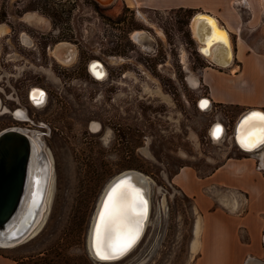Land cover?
Returning a JSON list of instances; mask_svg holds the SVG:
<instances>
[{
  "label": "rangeland",
  "instance_id": "374dc122",
  "mask_svg": "<svg viewBox=\"0 0 264 264\" xmlns=\"http://www.w3.org/2000/svg\"><path fill=\"white\" fill-rule=\"evenodd\" d=\"M27 10H38L59 29L71 28L70 41L78 50L74 62L61 65L32 59L27 69L12 70L7 53L13 32H35L18 20ZM143 13L156 28L157 52L141 51L130 41L133 29L146 27L121 0L109 7L93 0H0V24H6L0 32L1 103L10 109L27 108L29 124L39 131L53 166L49 205L40 230L13 247H0V253L13 257L17 264L195 263L198 250L193 254L191 243L200 215L193 199L171 177L182 166L206 174L226 155L238 152L231 138L238 109L198 106L205 90L196 75L206 58L188 29L194 13ZM109 55L128 60L104 62L108 77L93 80L86 72L88 60ZM36 64L45 66V72L32 67ZM194 78L196 85L191 81ZM33 85L46 89L42 107H33L27 100V90ZM215 121L225 126L219 142L209 135ZM91 122L98 124V131L89 128ZM27 124L9 114L0 115V131ZM125 170L148 178L144 234L121 259L97 262L87 251L91 219L106 184Z\"/></svg>",
  "mask_w": 264,
  "mask_h": 264
},
{
  "label": "crops",
  "instance_id": "0c3cea01",
  "mask_svg": "<svg viewBox=\"0 0 264 264\" xmlns=\"http://www.w3.org/2000/svg\"><path fill=\"white\" fill-rule=\"evenodd\" d=\"M125 1L146 10H184L213 18L230 38L232 62L222 67L205 59L196 75L204 97L213 106L236 107V119L249 108L264 111V0ZM237 149L206 174L182 166L171 177L200 215L193 264H244L248 257L264 261V147L254 153ZM0 264L17 261L0 253Z\"/></svg>",
  "mask_w": 264,
  "mask_h": 264
},
{
  "label": "bare ground",
  "instance_id": "6f19581e",
  "mask_svg": "<svg viewBox=\"0 0 264 264\" xmlns=\"http://www.w3.org/2000/svg\"><path fill=\"white\" fill-rule=\"evenodd\" d=\"M37 17H39V16H37ZM197 17H199V18H197ZM36 21L40 22V19L37 18ZM190 29L192 32L193 39L197 42L198 52L204 58H206L207 60H209L213 64L219 65L222 67H227L231 64L232 53H233L232 52V49H233L232 43L230 42V38H229L228 34L226 33V31H224V29L213 18L205 16V15L203 18H201L200 16L196 15V16H194V18L191 21ZM143 34H146V33L144 31L136 32L133 34L132 37L135 39V41L138 44L143 46V49L144 48L149 49V46H146L142 42L144 40V37L140 36V35H143ZM64 45H66V44H61L60 46L55 48L54 51H52L53 52L52 54L54 55V57L59 62H61L62 64H66L67 62H69L70 61L69 59L71 57V54L69 53V51H70L69 48L67 46H64ZM182 59H183L184 64H185L184 56ZM92 73L94 76L99 77V78H101L103 76L102 70L99 67L96 70H93ZM191 81H192V84H195V85L197 84L196 78L192 79ZM198 105H200L202 108H205V107L210 106V101L208 99H206V97H203V100L200 103L198 101ZM6 112H7L6 108H4L2 110V112L0 109V114H2V113L5 114ZM254 113L264 115V112L261 111L260 109H256V111L253 112V114ZM248 121H249V119H247L243 124V126H244L243 131L245 130L244 132L246 134L245 140L249 137L255 138L256 136H258L260 134V132H259L260 127L262 125H264V121H261L258 118V116H255L249 122ZM215 122L212 124L211 128L209 129L210 130L209 135L214 142H219V141H221V139L223 137L222 134L225 132V127L220 122H218V121H215ZM214 124H216V125H214ZM235 124H236V121L234 123V126H235ZM234 126H233V131L231 134V138H232L233 142L235 143ZM91 128L94 129L93 131H96L97 126L91 125ZM217 128H219V132L216 131ZM6 129H14V130H17L19 132H22V133L26 134L33 142V149L31 151L30 161H29V176H28V184H27V190H26V194H25V200H24L23 205L21 206V208L19 209L18 213L15 216V221H18L19 219H21L23 214L27 213V215H28L29 212H31V210H29V209L32 206L31 204L33 203V200H38L39 205L37 206V208L33 212L34 220L31 223L30 228H28L31 232L28 235H26V233H24L22 236H19V237H13V236H15L14 234H12V236H11V234L10 235L5 234L3 236H0V247L1 248H10V247H13L19 243H22L25 240L32 237L33 235H35L40 230V228L43 224L44 217H45V212L47 211V208L49 205V199H50V194H51V189H50L51 176L50 175H52V167H53L52 166V157H51L52 155H51L50 151L46 149L44 143L42 142V140L40 138H38L36 135H34L33 133H30L28 130H25L23 128L20 129L18 127H13V128H6ZM261 149H259L257 152H260ZM42 150L43 151L46 150L48 162L43 159ZM262 158H264V157L262 156ZM123 176H125L124 180H126V185H129L131 191L134 193H136L137 191L138 192L143 191L145 188L144 185L147 186V183H148V178L145 174H143L139 171H136V170L135 171L134 170H125V171H122V173L119 176H116L113 179H111L106 184L104 189L102 190L100 197L97 200L96 208L94 210V213H93V216L91 219V223H90V227L88 230V235H87L88 253L97 262L117 261V260L121 259L122 257H124L128 252H130L135 247V245L139 242L138 241L137 243H135L126 252V254H124L123 256L118 257V258L102 260L96 256L97 255L96 254V231H97V228H98L97 226L99 223V215L101 214V212L103 210L102 208H104V205H105V200L103 202L104 196L107 194L110 186L116 180H118L119 178H121ZM124 188H125V186L123 187V189L121 188L118 190H114V196L116 195L115 197H117L118 195L122 194ZM141 194L145 196V198L148 202L149 198H148L146 192L144 194L143 193H141ZM121 201L124 202V200H120V202ZM110 202H111V200H110ZM118 204H116V206ZM111 206H112V204L109 207L110 211L112 208ZM116 206H115L114 210H118V208H116ZM132 209L137 210L139 208L136 205H133ZM125 220H126L125 216H120V219L118 220L117 224L115 225L117 227V228H115L116 231L118 229H120L119 225H122L125 223ZM11 227H13V225ZM199 231H200V223H199V221H197L196 225H195V237L191 243V249H192L193 254H195L197 252L198 247H199V240H198Z\"/></svg>",
  "mask_w": 264,
  "mask_h": 264
},
{
  "label": "water",
  "instance_id": "95a60500",
  "mask_svg": "<svg viewBox=\"0 0 264 264\" xmlns=\"http://www.w3.org/2000/svg\"><path fill=\"white\" fill-rule=\"evenodd\" d=\"M199 14L202 15L204 13ZM202 100L203 98H200L199 103ZM198 106L200 107V105ZM256 109L259 108H249L243 111L236 119L234 128L235 144L241 151L246 153L257 152L264 146L259 145L252 147L250 150L244 146L246 134L244 132L245 130L243 131V124L247 119L250 121L253 117H255L253 112H255ZM260 110L263 111V109ZM32 149L33 142L26 134L14 129H4L0 131V236L5 234H11L12 236V234H14L15 236L13 237H19L24 233L28 235L31 232L28 228H30L31 223L34 220L33 212L39 205V201L33 200V203L31 204L32 206L29 209L31 212H29L28 215L27 213L23 214L21 219L18 221H15V216L25 200L29 176V161ZM42 157L48 162L47 155L43 150ZM121 173L122 172L115 175L114 177L119 176ZM124 177L125 176L116 180L110 186L107 194L104 196L103 202L105 200V205L104 208H102L103 210L101 214L99 215V223L96 231V246L98 239H103L105 244H109L115 243L123 237H135L131 243V246L125 252L114 258H118L126 254V252L141 239L146 227V221L149 212V201L147 202L145 196L141 194L146 192L147 196L149 195L148 183L147 186L144 185L145 188L143 191H137L134 193L131 191L130 186L126 185V180H124ZM124 186L125 188L123 190L122 196L117 201L115 199L116 195L114 196V190L121 188L123 189ZM120 200H124V202H120ZM111 204V207L113 208H111V211H113L116 204H118L116 208H118V210H123L121 216H125L126 218L125 223L119 225L120 229L117 231L115 230V228H117L115 225L106 227L105 224V219L107 218L109 212H111L109 208ZM133 205H136L139 209H132ZM12 225L13 227H11ZM244 264H264V261H260L255 258L250 259L248 257Z\"/></svg>",
  "mask_w": 264,
  "mask_h": 264
},
{
  "label": "flooded vegetation",
  "instance_id": "af4514ba",
  "mask_svg": "<svg viewBox=\"0 0 264 264\" xmlns=\"http://www.w3.org/2000/svg\"><path fill=\"white\" fill-rule=\"evenodd\" d=\"M115 0H93L94 3H96L98 6H104L109 7L113 5ZM123 4H125L127 7L131 8L133 11H135V19H138L141 22V25L143 27L149 28L152 30L153 34L150 30L146 28H137L133 29L129 34L128 37L130 41L137 46V48L141 51L146 52H157L158 43L156 41V36L158 37L156 28L148 21V18L145 16L143 12L151 11L146 10L143 8H140L139 6L131 3H127L125 0H121ZM29 15V16H28ZM35 15V16H34ZM28 16V17H27ZM39 16V17H37ZM41 17V18H40ZM37 18L40 19V22H37ZM43 19V20H42ZM18 20L25 25L31 27L32 29H35V32L33 34L29 33L28 30H22V31H12L13 32V43H11V46L9 47L10 52L7 53L8 61L11 62V68L14 71H23L27 69L29 64H31L30 60H35L36 62H41L43 60H48L51 63H57L61 65H69L76 59L78 55V50L76 47V44L71 42L70 39L72 38V30L70 27H67L65 30L62 28H58L53 22L47 18L46 16L42 15L38 10H27L24 11L21 16L18 17ZM191 20V19H190ZM190 20H188V29L190 31ZM44 21V22H43ZM67 25V24H65ZM6 26L5 23L0 24V32L4 30V27ZM55 26V27H54ZM69 26V25H67ZM71 32V35H66L65 33L67 31ZM144 31L146 34L140 35L144 37V40L142 41L146 46H149V49L144 48L140 44H138L135 39L132 37L134 33ZM191 33V32H190ZM68 36L67 40L66 37ZM26 41V42H25ZM142 43V44H143ZM61 44H66L64 46H67L69 48V53L71 54L70 57V63L67 62L66 64H62L59 62L54 55L52 54L58 46ZM24 52V53H23ZM72 52V53H71ZM29 53H32L29 55ZM29 56V57H28ZM74 57V58H73ZM73 58V59H72ZM128 59L125 56H115V55H109L105 59L99 58V57H92L88 60V63L86 65V72L88 75L96 81L104 80L106 77H108L109 72L105 65L106 61L108 62H118L124 63ZM13 62H21L20 64L23 65H16ZM105 62V63H104ZM184 64V63H183ZM28 65V66H27ZM33 68L40 70L41 72H45L46 68L43 65L36 64L32 65ZM100 68L102 70L103 76L101 78L96 77L93 75V70H96L97 68ZM11 76L13 74H10ZM189 75V74H187ZM125 76V75H124ZM148 77H151L149 74H147ZM46 89L42 86L33 85L30 86L27 90V100L28 102L36 108L42 107L46 102ZM43 98V99H42ZM36 99V100H35ZM41 101V102H40ZM6 108L7 112L5 114H9L13 120L18 122H28L25 126H9L6 128H13L18 127L20 129L28 130L30 133H33L38 138H40V133L38 130L31 128L30 122L32 123L30 116L28 114V110L25 107H17L14 109H10L6 106H4L1 103L0 99V109L2 110ZM4 114V113H2ZM0 114V115H2ZM91 124L94 126H97L96 131H98L99 127L97 123L91 122L89 124V128L93 131L94 129L91 128ZM4 129V128H3ZM41 139V138H40ZM46 153V150H44ZM47 155V154H46Z\"/></svg>",
  "mask_w": 264,
  "mask_h": 264
},
{
  "label": "snow or ice",
  "instance_id": "6c2138e0",
  "mask_svg": "<svg viewBox=\"0 0 264 264\" xmlns=\"http://www.w3.org/2000/svg\"><path fill=\"white\" fill-rule=\"evenodd\" d=\"M254 116H258L261 121H264V115L253 114ZM219 132V128L216 130ZM260 134L255 138L249 137L244 142V146H246L249 150L252 147H256L259 145H264V125H262L259 129ZM122 194L118 195L115 199L118 201L121 198ZM123 210H114L109 212L107 218L105 219L106 227H111L116 225ZM135 237H123L115 243L105 244L103 239H98V243L96 246V254L102 260L112 259L123 252H125L130 246Z\"/></svg>",
  "mask_w": 264,
  "mask_h": 264
},
{
  "label": "built area",
  "instance_id": "2783aa9c",
  "mask_svg": "<svg viewBox=\"0 0 264 264\" xmlns=\"http://www.w3.org/2000/svg\"><path fill=\"white\" fill-rule=\"evenodd\" d=\"M201 108V107H200ZM225 127V126H224Z\"/></svg>",
  "mask_w": 264,
  "mask_h": 264
}]
</instances>
